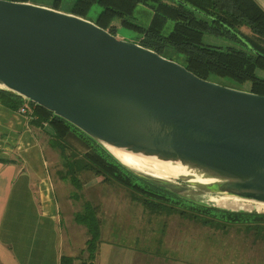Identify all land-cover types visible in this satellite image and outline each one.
<instances>
[{
  "label": "water",
  "instance_id": "water-1",
  "mask_svg": "<svg viewBox=\"0 0 264 264\" xmlns=\"http://www.w3.org/2000/svg\"><path fill=\"white\" fill-rule=\"evenodd\" d=\"M0 90L66 121L180 199L264 214V95L202 79L69 11L14 0H0Z\"/></svg>",
  "mask_w": 264,
  "mask_h": 264
},
{
  "label": "trees",
  "instance_id": "trees-1",
  "mask_svg": "<svg viewBox=\"0 0 264 264\" xmlns=\"http://www.w3.org/2000/svg\"><path fill=\"white\" fill-rule=\"evenodd\" d=\"M61 1L53 0L52 7L58 8ZM93 4L101 7L95 23L111 34L116 35L118 27L133 30L139 35L138 42L148 49L163 56L170 49L183 54L185 67L202 79L223 77L237 84L248 82V90L264 95V76L256 74L257 70L264 71V9L255 0H72L69 12L86 18ZM138 4L152 9L147 25L140 24L133 17ZM168 21L172 27L165 33ZM243 26L249 32L242 31ZM204 34L219 37L228 43L224 46L206 44L203 42ZM0 104L9 111L17 112L22 100L0 90ZM30 105L36 117L30 124L40 127V124L46 123L53 132L52 145L63 151L68 144V136L78 134L81 138L77 139L83 148L87 147L83 152V162L64 161L65 174L70 175L75 187L80 184L76 176L78 171L88 170L104 181L112 180L134 192L141 204L152 211L179 210L178 213L183 216L187 211L178 208L177 203H180L191 211L187 214L191 215L192 221L209 224L211 228H217L215 224L221 222V229H226L227 225H242L245 229L258 231L259 226L264 225V214L232 213L199 206L135 177L66 121L40 106ZM212 211L219 214L217 218L207 215ZM76 221L86 227L90 236L86 243V264H94L99 227L93 208L85 207L76 216ZM60 264H72V260L62 257Z\"/></svg>",
  "mask_w": 264,
  "mask_h": 264
},
{
  "label": "rangeland",
  "instance_id": "rangeland-1",
  "mask_svg": "<svg viewBox=\"0 0 264 264\" xmlns=\"http://www.w3.org/2000/svg\"><path fill=\"white\" fill-rule=\"evenodd\" d=\"M33 1L45 5L52 4L53 2V0ZM71 3L72 0H62L59 3L58 9L69 10ZM100 11L101 7L97 4H93L86 14V18L95 21ZM152 14V9L144 4H138L133 11V17L142 25H147ZM171 27L172 23L168 21L164 28V32L167 33ZM241 29L244 32H249L246 26H243ZM116 35L126 40L138 42L139 35L133 30L124 27H118ZM203 42L218 46H224L228 43L219 37L209 34H204ZM164 55L168 59L185 65V58L181 53L170 49L166 50ZM256 74L264 76V71L257 70ZM213 81L235 88L248 89V82L237 84L223 77H215ZM1 109V111H3L4 108L1 107ZM29 126L30 123H26L25 119L17 113L8 112V114L4 116L0 114V145L5 147L8 152L5 154L0 152V155L2 154L8 158L19 159L24 155L25 149L27 148L29 149L31 161H40L42 157H45L50 168L49 172H51V176L55 181H60L57 171L61 170L64 172L65 166L63 160L84 161L83 152L87 147L85 146V148H83V144L77 139V137H79V139L81 137L76 134V132H74L76 135L73 134L72 136H68L66 139L68 144L64 146L62 151L58 147L52 145V130L48 125L42 123V125L40 124V129L37 131L34 130L33 135L41 146L37 145L32 140L31 145L26 147L24 143H28L32 135L30 131H27L30 128ZM47 130H49L51 134L48 133ZM76 176L82 184L80 192L83 198L89 199L92 204L97 206V214L101 216V218H104L107 212L109 213V211L111 212L117 209L116 207H123L125 206L124 204H129V214L134 216V218L128 222H118L121 226L116 225L117 227H113V233H110V228L109 231L107 230L109 235L105 232V227L101 220L103 224V228H101L102 238L106 240L107 246L112 245L117 253L125 260L136 251L142 255L146 254L152 256L156 261H160V259L164 260L165 258H169L168 256L175 255L174 252H167L165 250L167 245L173 244L174 247L180 249L179 254H187V258H185L184 255L182 257L185 258V260H188V252L192 250L201 254L202 252L206 253L207 256L209 255L212 261L208 260L209 264H264V225H260L261 227L259 226L260 229H258V231H255L254 228L245 229L242 225H227L226 229H221L223 226L221 222L215 224L217 228H211L208 227L209 224L201 225L200 221H192L191 215L187 214L191 211L186 209L185 206L182 207L183 205L180 203H177L179 205H177L178 208L187 211L183 216L178 213L179 210L152 211L141 204V200L138 199V196V198L135 197L134 192L131 193L128 189L125 190L124 187L112 180L108 183H102L98 178V180H96V185L88 191L85 189L86 183L89 182L90 184V179H94L95 176L88 170H79ZM67 177H70V175H67ZM67 181H65L66 192H68V189L74 190L69 184V179ZM89 184L88 186H90ZM104 191L105 195L102 194ZM109 204L114 208L107 207ZM116 204H122V206H117ZM131 206H135L136 208L131 211ZM245 208L250 210L248 206H245ZM136 209L137 212H135ZM258 211L262 213L264 209L258 208ZM136 214L144 215L143 220L139 222L140 224H136L135 222L138 218ZM207 215L217 218L219 214L212 211L207 213ZM112 223L116 224L115 221H108L106 225L111 226ZM136 226H142V228L138 231L134 229ZM241 226L243 228H241ZM137 237H139L138 240L136 239ZM111 239H114V241ZM127 247L134 248L135 251L133 252L129 249L125 250ZM138 248H140V250H138ZM142 250H144V253ZM190 257L189 261H192L193 264H197V260L191 255ZM123 263L127 264L126 261Z\"/></svg>",
  "mask_w": 264,
  "mask_h": 264
},
{
  "label": "crops",
  "instance_id": "crops-1",
  "mask_svg": "<svg viewBox=\"0 0 264 264\" xmlns=\"http://www.w3.org/2000/svg\"><path fill=\"white\" fill-rule=\"evenodd\" d=\"M29 1L41 4L37 1ZM255 1L264 9V0ZM46 5L52 6V4ZM63 11L68 12L69 10ZM1 107L3 106L0 104L2 116L7 115L8 112L13 113L5 107L1 111ZM29 127L27 131H30L32 135L28 143L24 144L29 147L33 140L39 145L33 135L34 130L37 131L40 127L31 124ZM47 132L51 134L49 130ZM0 152L4 154L7 152L2 145H0ZM65 170L64 172L57 171L60 181H55L49 172L50 168L45 157H42L40 161H31L27 148L19 159L0 155V264H60L62 257L70 258L72 264H86L88 259L86 243L90 236L86 227L76 221V216L81 214L85 207L93 208L94 216L98 220L99 242L94 264H124L125 261L127 264H193L192 261H189L190 255L197 260V264H209L211 261L210 256H207L206 253L202 252L201 254L192 250L188 252V260H185L187 254H179L180 249L174 247L173 244L167 245L169 251L167 248L165 250L174 252L175 255L168 256L169 258L164 260L156 261L154 257L134 252L135 249L130 247L125 250L129 249L134 253L125 260L112 245L107 246L106 240L102 238L101 228L104 224L105 232L109 235V228L110 233H113V227L121 226L118 222L132 220L134 216L129 214V204L116 207L117 209L107 212L105 217L101 218L97 214V206L92 204L89 199L83 198L80 192L81 181L78 179L80 184L75 187L70 181V177L66 176ZM94 176V179H90V184L86 183L85 189L88 191L96 185L98 178L102 183H108L102 177ZM67 178L70 186L74 189H68V192L65 187ZM102 194L105 195V191ZM116 205L122 206V204ZM107 207L114 208L111 204ZM131 208L132 211L136 207L131 206ZM136 216L138 218L135 222L140 224L144 215L136 214ZM108 221H115L116 224L112 223L111 226H108L106 225ZM141 228L142 226L134 227L138 231ZM138 238L136 239L138 240ZM111 240L114 241V239ZM142 251L144 253V250ZM183 255L185 258H182Z\"/></svg>",
  "mask_w": 264,
  "mask_h": 264
},
{
  "label": "bare ground",
  "instance_id": "bare-ground-1",
  "mask_svg": "<svg viewBox=\"0 0 264 264\" xmlns=\"http://www.w3.org/2000/svg\"><path fill=\"white\" fill-rule=\"evenodd\" d=\"M121 158L128 162V163H132V164H136V165H141V166H147V167H152L156 170H159L160 171H164V167L162 166H159L161 164L159 163H150V162H147L146 159L144 158H141V157H138V156H135V155H131V154H124V156H121ZM166 171H169L166 167ZM159 172H157L159 174Z\"/></svg>",
  "mask_w": 264,
  "mask_h": 264
},
{
  "label": "built area",
  "instance_id": "built-area-1",
  "mask_svg": "<svg viewBox=\"0 0 264 264\" xmlns=\"http://www.w3.org/2000/svg\"><path fill=\"white\" fill-rule=\"evenodd\" d=\"M16 113L25 119L26 123H30L36 118L32 106L27 103H22Z\"/></svg>",
  "mask_w": 264,
  "mask_h": 264
}]
</instances>
